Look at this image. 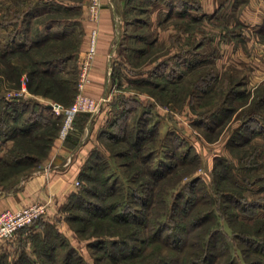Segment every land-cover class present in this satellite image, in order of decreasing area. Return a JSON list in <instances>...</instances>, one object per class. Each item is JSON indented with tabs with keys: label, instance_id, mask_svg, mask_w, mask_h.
Listing matches in <instances>:
<instances>
[{
	"label": "rangeland",
	"instance_id": "rangeland-1",
	"mask_svg": "<svg viewBox=\"0 0 264 264\" xmlns=\"http://www.w3.org/2000/svg\"><path fill=\"white\" fill-rule=\"evenodd\" d=\"M40 1L0 0V49L6 46L11 30L17 31V40L31 41L38 35L36 29L43 28L48 19L58 17V22L51 27L53 37L50 40L42 41L38 46L30 44L27 55L11 57L13 63H19L21 67L24 63L30 64L27 66L28 70L48 66L44 61H54L58 73L55 74V78L41 75L43 81L39 83L41 86L37 89L34 86L29 89L28 83H37L40 76L29 79L27 70L21 75L19 86H13L9 78L5 77L0 83V93L9 101L24 97L47 105L59 104L60 113H56L51 107L54 114L46 112L44 115L51 118L55 124H59L58 126L61 123V126L54 130L55 125L48 123L42 125L41 129H36L31 135L19 133L15 136L16 139L5 137V132L0 135V190L7 185L14 187L22 177L40 168L51 156L55 141L74 151L80 143L85 123H89L90 131L94 126L95 114L81 112L86 115L77 116L80 113L78 112L73 118L72 128L65 136L61 135L66 117L64 110L74 102L77 92L78 60L83 52L80 48L85 36L83 27L85 5L86 18L90 21L88 0H49L54 1L55 6H60V9L54 10L55 7L50 4L45 6L41 3L39 11L29 17V22L24 20L23 12L31 10ZM128 10L123 17L127 24L119 22L117 25L121 40L118 39L119 44L115 51L120 58L116 66L117 74L121 72V68L128 76L119 80L117 87L122 90L138 89L143 95L138 96L140 101H131L127 103L131 106L125 107L129 110L128 120L124 124L125 134L135 139L136 130L142 128L141 133L144 132L145 138H138V143L141 144L138 153L146 154L152 149L154 153L152 152L153 156L149 161L152 167L160 160L180 162L178 154L174 155L175 159L167 157L170 150L174 149L180 155L187 149L190 150V156H197L171 175L172 178L177 177L172 185L178 183L176 188L179 189L183 184H188L190 180L196 178L198 181L195 186L192 188L186 186V190L198 197L203 195L199 200L202 201L201 207L215 210L216 217H213L215 226L218 223L231 234L235 231L237 222H246L253 226L256 224L257 227L264 224V189L261 187L264 183L254 182L257 176L264 174V97L260 101L264 95V80L258 85L255 84L258 78L263 76L261 74H264V55L263 50L261 51V48H264V0H133ZM15 14L19 16L14 18ZM47 16L49 17L46 19ZM139 16L142 18L140 21L137 20ZM128 19L129 23L126 21ZM123 25L131 32V38H127L126 41L121 31ZM29 43L28 41L27 44ZM123 44L132 49L126 51L127 55H131L130 59L124 57L126 53H120V50L126 47ZM142 48L146 51L140 52ZM175 50L179 56L172 58ZM67 53L72 55L62 63V58ZM185 54L189 55L190 59L186 58L187 64L183 66L178 61ZM151 57L154 63L152 59L148 60ZM147 61H151L150 64H147ZM130 76L137 77L136 80L142 82L132 83ZM59 78L68 80L76 78L74 84L76 89L71 97L67 95L66 100L62 97L70 90L67 89L66 92L63 90L62 93L53 83L55 79L59 85L57 80ZM111 105L114 112L100 120L92 136L95 140L94 147L89 149L90 152L82 163L81 173L74 183V191L81 196L75 194L69 199L68 203L58 210L53 223L49 225L45 223L43 227H39L43 216L25 228L26 230L17 232L29 233L34 231L37 225L41 229L39 230L41 236L47 234L54 243L57 241L59 245L57 252H60L58 258L71 246L76 250L74 260H81L80 264L108 262L106 258L98 259L104 252L103 249L89 245V242L98 238L97 234L100 232H93L92 224L84 222L89 218V213L84 210L88 207L85 201L92 199L103 204L101 195L111 184L123 193L133 186L142 189L138 182L139 178L137 177L138 181L136 178L132 179L135 177L133 173L135 164L139 162L138 158L117 155V152L126 149L125 143L112 142L106 135L100 137V132L108 127V120L123 109L113 103ZM250 115H256L260 124L257 125L261 131L252 134L248 127L244 129L241 127L245 136L238 137L235 134L240 124L247 122L246 125L252 127V123L248 121ZM26 117L27 115L20 117L18 122L24 123ZM53 131L57 132V137L51 143ZM149 131L150 134L147 135ZM11 132L9 131V135ZM89 136L91 135L88 134ZM151 137L155 140L148 142L147 139ZM46 142L51 143L48 149L45 146ZM95 149L97 151H94ZM133 152L136 154L134 148ZM23 155L31 158L38 155L39 161L33 159L27 161L30 158L24 156L25 160L23 158L22 162L14 163L16 157ZM132 158L135 163H130ZM246 164L249 167L245 166ZM146 177L148 175L144 176L142 181ZM170 179L167 177L161 185L157 183L154 190L170 188L172 185L166 183ZM235 180L241 186L236 189L244 197L237 207ZM85 186L101 195L88 194L89 192L83 191ZM222 190L234 193V196L230 195L232 200L228 201L227 205H223L217 199L216 203H213L216 192ZM168 198L171 200V197ZM241 206H244V210ZM55 232L58 233L56 239L52 237ZM233 249L234 246L231 244L230 256L236 253L241 257L240 264H246L242 247L237 243ZM21 251L12 254V257L3 256L0 264H14L23 257L22 253L29 255L33 253ZM33 256L35 259L34 254Z\"/></svg>",
	"mask_w": 264,
	"mask_h": 264
},
{
	"label": "trees",
	"instance_id": "trees-1",
	"mask_svg": "<svg viewBox=\"0 0 264 264\" xmlns=\"http://www.w3.org/2000/svg\"><path fill=\"white\" fill-rule=\"evenodd\" d=\"M130 1L132 2L133 0ZM41 3L45 6L50 4L55 7L54 10L60 9V6H55L54 1L41 0L39 4L33 6L31 10L29 9L28 11L23 12L25 15L24 20H28L29 17L35 14V12H38ZM16 15L17 14H15L14 18L19 16ZM48 17L49 16H47L46 19ZM58 20V17H52L46 21V24L43 27L44 29L37 27L36 35L37 33L38 35L34 36L31 41L29 39H24L23 41L17 40V31L11 30L10 39L6 43V46L0 49V64L2 65V67L0 65V72L2 73L0 83H2V80L6 77L9 78L13 86H19L20 77L26 70L29 79L32 77L38 78V76H40L37 83H28L29 89L33 86L35 89L40 87L41 85L39 83L43 81V76L55 78V74L58 73V70H56L57 66L54 61H44L48 66H41V68L34 69L30 67L31 69L28 70L27 66L30 64L26 65L24 63L21 67V64L19 63L14 64L11 57L17 55L16 57L18 58L27 55L30 48L28 46H30V44L38 46L42 41L50 40L53 37L51 27L57 23ZM11 21L14 20H7V22ZM28 41L30 42L29 44H27ZM70 55L72 54L67 53L64 55L61 62L63 63L67 61L68 58L71 57ZM178 62H181V60ZM57 80L61 86L57 84L55 79H53V83L61 89L60 91L62 93L63 90L65 92L67 89L70 90V92L63 96L62 99H68L67 95L68 97H71L73 95L72 92L76 89L74 85L76 84V78L72 80L59 78ZM136 82L140 83L142 81L135 80V82L132 83ZM263 97L264 95L260 98V101H262ZM138 100L139 97L136 95L120 94L116 96L113 99V105L123 107V109L119 110V112L117 111V113L114 114V117H111V119L108 120V127L105 128L103 132H100V137L106 135L112 142L125 143L126 149L120 150L116 153L117 155L123 157L136 156L138 158L139 162H137L138 164H135V171L133 173V177H135L132 179L136 178L138 181L139 178L138 182L141 184L140 188L142 189L133 186L130 190L123 193L122 191L120 192L114 184H111L110 187H107V191H104V194L101 195L100 193L91 191V189L86 186L83 187V191L89 192L88 194L91 193L94 196H102L103 204L89 199L85 201L86 204H88V207L84 209L89 213V218L86 219V221L84 220V222H86V224H92V227L94 228L93 232H100L97 234L98 238L89 242V245L103 249L104 252L98 256V259L101 260L106 258L108 260V262L102 264H240V255L235 253V255L231 254L230 256L229 253L231 244L235 249V245L238 243L243 249L242 255L244 256L246 264H264V224L257 227L256 224L253 226L246 222H237V224L240 225L236 224L237 227L235 228V231H232L230 234L221 228L218 223L217 226L214 225L213 217H216V215L213 208L207 207L204 209L201 207L202 201L200 202L199 200L202 199L203 195L198 197L193 192L190 193L186 190V186L191 188L192 186H195V183L198 181L196 178L190 180L188 184H183L179 189L176 188L178 183L172 185L176 182L177 177L174 176L172 178L171 175L176 172L178 168L184 166V164L190 163L197 156H190V150L187 149L181 152L180 155L174 149L170 150L167 157L169 159H175L174 155L176 156V154H178L180 162H175L174 160L164 162L160 160L157 163L158 166L156 165L155 167H152L149 164V161L151 156H153V150H148L146 154L144 152L142 154L138 153V149H141V144L139 145L138 138L144 137V132L141 133L142 128L136 130V136L134 135L136 137L135 139H132L124 132V124L128 120L127 118L129 115V110L125 107L131 106L127 103ZM0 102H2V104H0V135L5 132V137L8 136L15 138L19 133H21L20 135H31L36 129H41L42 125L48 123L55 125L54 130H58L61 126V123L60 126H58L59 124H55V122H52L51 118L44 115L46 112L52 114L53 110L48 107L47 104L38 100H28L23 97L19 100L9 101L0 93ZM37 107H39V109ZM223 111H225V109ZM80 114L86 115V113L80 112L77 116ZM24 115H27L25 118L26 120L24 119V123L20 124L18 120L20 117H25ZM59 117L60 116H58V119ZM248 121L252 123V127L247 126V122L240 124V126L237 127L235 135L238 137L245 136L242 133L243 130L241 127L243 129L248 127L252 134L261 131L257 125L259 124V121L256 115H250ZM84 122L85 120L83 123ZM76 127L79 128V126ZM116 129H118V131H116ZM9 131H12L11 135H9ZM143 131H145V133L147 132V130ZM148 134H150V131L147 135ZM51 137L52 143L57 137V132L53 131ZM147 140L148 142H152L155 138L151 137ZM51 143H45L46 149L50 147ZM133 148L135 149L136 154L139 155H136L135 152L132 153ZM12 150H14V148ZM94 151L97 150L95 149ZM24 156L30 158L27 159V161L32 159L33 161H39L38 155L33 156V158H31V156L23 155L16 157L13 160L14 163L22 162ZM42 160L43 159H40V161ZM130 163H135L133 158ZM245 166L249 167L248 164ZM147 175L149 178L146 177V179L142 181L143 177ZM167 177L171 179L166 183H170L172 186L170 188H161L155 191L154 186H157V183L160 185L163 184L161 182ZM254 182L264 183V174L257 176ZM104 183L106 184V182ZM11 187L13 186L7 185L4 186L2 190H7ZM238 187L241 186L239 182L235 180V207H237V204L244 199L242 196L243 194L239 193L236 189ZM261 187L264 189V184H262ZM186 192L189 193L188 196H186ZM75 194L81 196L80 193L78 194V192L73 191L70 194L69 199ZM230 195L234 196V193L230 194L228 190L218 191L215 194L216 198L213 199V203L220 200L223 205H227L226 203L232 200ZM168 197H171V200H169ZM181 198H183V200H180ZM243 207L244 206H241V209L244 210ZM36 221H34V223ZM39 223L38 226L43 227L46 222L42 221ZM38 228L37 230L29 232L31 248L36 258L33 259V255H29L25 253V250H22L21 252H24L26 255L22 253L23 255L21 254V256L23 257L14 262V264L81 263V260H74L76 250L71 246L60 255L59 258L61 259L58 260L60 252H57L59 246L57 241L54 243L52 238H50L51 236L47 234H42L41 236ZM57 235L58 233L55 232L52 237L56 239ZM40 237L41 240H39ZM3 256L4 255H0V259L3 258Z\"/></svg>",
	"mask_w": 264,
	"mask_h": 264
},
{
	"label": "crops",
	"instance_id": "crops-1",
	"mask_svg": "<svg viewBox=\"0 0 264 264\" xmlns=\"http://www.w3.org/2000/svg\"><path fill=\"white\" fill-rule=\"evenodd\" d=\"M130 2V0H102L100 18L95 24L87 20V8L86 5L84 6L83 27L85 30V36L80 48L81 52L87 47L86 44L91 26H96L98 31L96 55L90 69L91 82L86 86L85 91L94 97L105 95L108 97V104L105 103L102 110L95 114L94 126L91 131L89 123H85L80 143L74 148V151L66 146H61L60 142L55 141L52 147L51 156L40 168L32 172L30 175L28 174L22 177L21 181L14 187L7 190L1 189L0 212L5 209L17 210L22 206L34 202H45L47 203V212L43 221L46 223H53L58 210L62 206H65L69 200L71 192L74 191V183L79 176L82 163L90 152L89 149L94 147L95 140L92 136L99 126L100 120L104 117H108L114 112L111 105V99L120 94H132L142 97L143 93L138 89L122 90L117 87V83L124 79V76H128V74H126L121 68L119 74H117L116 70L117 61L120 58L115 51L117 49V44H119L118 39L121 40L120 30L117 29V25L119 22L127 24L123 17L124 14L129 11L128 8ZM137 20L140 21L142 18L139 16ZM126 21L129 23V19ZM124 26L125 25H123L121 31L123 32L122 36L124 37V41H126L127 38H131V32ZM123 45L126 47L120 50L121 54H125L129 49L132 50L131 48H128L126 44ZM140 50V52L146 51L143 48ZM262 50L264 55V48H261V51ZM173 54L172 58H175L176 55L179 56L177 50H175ZM129 55L130 54L127 55L126 53L124 57L128 59ZM188 57L189 55H183L181 65L183 64L184 66L187 64L186 58L188 60L190 59ZM149 59H152V63H154L153 57L148 58V60ZM150 62L151 61H147V64H150ZM253 73L255 75V72ZM261 75L263 76H260L255 84L258 85L259 83H262L264 80V74ZM130 77V81L135 82L137 77ZM248 77H250V75ZM88 134L91 136L88 137ZM37 228L38 226L35 225L34 230H37ZM38 229L41 230L40 228ZM23 249L27 250L28 253L32 252L28 231L25 233L21 231L9 240L0 241V255L12 257V254H16L17 251L20 252ZM33 254L34 253H31V255Z\"/></svg>",
	"mask_w": 264,
	"mask_h": 264
},
{
	"label": "built area",
	"instance_id": "built-area-1",
	"mask_svg": "<svg viewBox=\"0 0 264 264\" xmlns=\"http://www.w3.org/2000/svg\"><path fill=\"white\" fill-rule=\"evenodd\" d=\"M101 7L102 0H88L89 20L94 24L97 23L100 18ZM97 32L96 26H93L89 35L88 46L79 57L77 92L74 102L64 110L66 117L61 130L62 136H65L72 128L73 118L78 112L97 114L108 101V97L105 95L93 97L85 92L86 86L91 82L90 69L97 50ZM52 108L56 113H60L61 111L59 104H53ZM46 212L47 203L45 202H34L22 206L17 210L5 209L1 211L0 241L13 238L19 230L30 226L34 221L45 216Z\"/></svg>",
	"mask_w": 264,
	"mask_h": 264
},
{
	"label": "water",
	"instance_id": "water-1",
	"mask_svg": "<svg viewBox=\"0 0 264 264\" xmlns=\"http://www.w3.org/2000/svg\"><path fill=\"white\" fill-rule=\"evenodd\" d=\"M48 107H50V108L53 107V104H48Z\"/></svg>",
	"mask_w": 264,
	"mask_h": 264
}]
</instances>
